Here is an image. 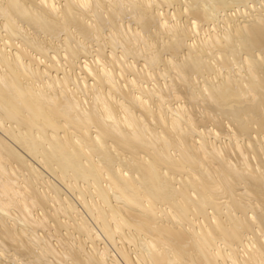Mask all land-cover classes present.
<instances>
[{
  "label": "bare ground",
  "instance_id": "bare-ground-1",
  "mask_svg": "<svg viewBox=\"0 0 264 264\" xmlns=\"http://www.w3.org/2000/svg\"><path fill=\"white\" fill-rule=\"evenodd\" d=\"M0 264H264V0H0Z\"/></svg>",
  "mask_w": 264,
  "mask_h": 264
}]
</instances>
